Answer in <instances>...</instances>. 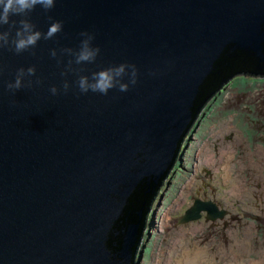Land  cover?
<instances>
[{
  "label": "water",
  "instance_id": "95a60500",
  "mask_svg": "<svg viewBox=\"0 0 264 264\" xmlns=\"http://www.w3.org/2000/svg\"><path fill=\"white\" fill-rule=\"evenodd\" d=\"M28 19L63 30L0 49V264H138L146 207L208 99L233 74L264 76V0H56ZM82 32L100 54L67 71L61 50L78 51ZM121 64L137 70L127 92H80L79 76ZM203 212L227 215L197 199L179 223Z\"/></svg>",
  "mask_w": 264,
  "mask_h": 264
},
{
  "label": "rangeland",
  "instance_id": "374dc122",
  "mask_svg": "<svg viewBox=\"0 0 264 264\" xmlns=\"http://www.w3.org/2000/svg\"><path fill=\"white\" fill-rule=\"evenodd\" d=\"M263 111V75L221 85L184 139L188 162L163 180L138 264H264ZM197 199L228 214L179 223Z\"/></svg>",
  "mask_w": 264,
  "mask_h": 264
},
{
  "label": "clouds",
  "instance_id": "9594fccd",
  "mask_svg": "<svg viewBox=\"0 0 264 264\" xmlns=\"http://www.w3.org/2000/svg\"><path fill=\"white\" fill-rule=\"evenodd\" d=\"M56 0H0V49L7 48L9 51H14L16 54H21L34 48L38 42L43 40H51L63 30V22L53 21L47 32L37 30L36 25L28 19L29 14L37 7H42L45 11H49L55 7ZM12 17H21L19 20H13ZM7 26V30H5ZM14 33V35H13ZM84 37L80 43L78 51L71 48H65L61 51L69 56H74V61L69 60L67 71H77L72 68L73 62L77 65L84 63H93L96 61L101 49L93 47L95 36L88 32L80 34ZM53 58L57 57V51H51ZM131 68V84H135L137 70L135 65L121 64L103 69L92 73L91 77L86 75L79 76L77 86L81 93L96 92L107 95L111 89L119 88L121 92L129 90V84L123 83L122 78L127 74L126 70ZM36 67L32 66L27 69H18L14 82H9L7 87L10 92H15L25 87V78L36 75ZM67 72L64 73L66 75ZM37 84L41 81L37 80ZM32 81H28V86H31ZM70 84L65 81L63 89L67 92ZM53 95L59 94L57 87L50 89Z\"/></svg>",
  "mask_w": 264,
  "mask_h": 264
},
{
  "label": "trees",
  "instance_id": "16d2710c",
  "mask_svg": "<svg viewBox=\"0 0 264 264\" xmlns=\"http://www.w3.org/2000/svg\"><path fill=\"white\" fill-rule=\"evenodd\" d=\"M240 75H245V76H251V77H255V75H253V74H250V73H239ZM239 74H233L231 77H233V76H238ZM260 75H263V74H260ZM231 77L229 78V79H227L223 84H225L226 82H228L230 79H231ZM222 84V85H223ZM221 88V86L213 93V95L208 99V101L206 102V104L204 105V107L207 105V104H209V101L210 100H212L213 98H214V96L217 94V92H218V90ZM204 107H203V109H204ZM264 112V111H263ZM263 117H264V115H263ZM187 137H188V135L185 137V140L187 139ZM183 145V144H182ZM183 150H184V146H181V150H180V152H179V155H178V158H177V161H176V163H175V165H174V167L172 168V170L170 171V173H172L174 170H176V169H178L179 167H181L182 165H183V160H184V158H183V160L181 159L182 157H181V155H182V153H183ZM185 161V160H184ZM185 162H188V161H185ZM169 173V174H170ZM169 174L166 176V178L169 176ZM166 180V179H165ZM164 182L165 181H162V184H164ZM162 184L160 183V185L157 187V189L155 190V192H154V194H153V196H152V198L150 199V201H149V203H148V205H147V207H146V211H145V215H144V218H143V226H144V236H143V241L145 242L146 240H145V238H147L148 237V235H149V229H148V227H149V213L152 211V209H153V206H154V204H155V201H156V199H157V197H158V195H159V193H160V188H162ZM149 224V225H148ZM147 233V234H146ZM146 243V242H145ZM142 246V245H141ZM141 246H140V248H139V250H138V255H139V258H141V255H140V249H141ZM148 257H149V255H148Z\"/></svg>",
  "mask_w": 264,
  "mask_h": 264
},
{
  "label": "bare ground",
  "instance_id": "6f19581e",
  "mask_svg": "<svg viewBox=\"0 0 264 264\" xmlns=\"http://www.w3.org/2000/svg\"><path fill=\"white\" fill-rule=\"evenodd\" d=\"M209 159H210V158H209ZM205 160H207V159H205ZM207 161H208V160H207ZM203 164H204V163H203ZM203 164H202V165H203ZM211 202H212V201H211ZM194 203H195V201H194ZM193 206H194V205H193ZM193 206H192V207H193ZM192 207H191V208H192ZM191 208H190V209H191ZM190 209H189V210H190ZM187 211H188V210H187ZM227 214H228V212H227ZM206 219H207V218H206ZM224 219H225V218H224ZM224 219H223V220H224ZM211 222H213V221H211ZM215 222H216V221H215ZM213 223H214V222H213ZM195 229H196V228H195ZM195 231H196V230H195ZM142 245H143V243H142ZM142 252H143V247H142V249H141V251H140L141 258H142V256H143V253H142ZM194 253H195V252H194ZM194 253H193V254H194ZM197 253H198V252H197ZM200 253H201V252H200ZM188 255H189V254H188ZM190 256H191V255H190ZM191 258H192V257H191ZM139 260H140V259H139ZM193 260H194V259H193Z\"/></svg>",
  "mask_w": 264,
  "mask_h": 264
}]
</instances>
